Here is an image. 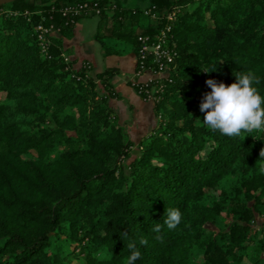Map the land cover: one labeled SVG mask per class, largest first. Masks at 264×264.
I'll return each mask as SVG.
<instances>
[{
  "label": "trees",
  "instance_id": "obj_1",
  "mask_svg": "<svg viewBox=\"0 0 264 264\" xmlns=\"http://www.w3.org/2000/svg\"><path fill=\"white\" fill-rule=\"evenodd\" d=\"M128 1L0 7V264H125L130 242L135 264H264V134L224 136L200 111L206 81L234 72H253L264 96V0ZM93 18L103 57L129 42L136 74L159 72L140 37L164 33L176 53L167 76L128 82L157 118L138 143L114 106L120 69L94 73L64 45ZM166 208L182 215L173 230Z\"/></svg>",
  "mask_w": 264,
  "mask_h": 264
},
{
  "label": "clouds",
  "instance_id": "obj_2",
  "mask_svg": "<svg viewBox=\"0 0 264 264\" xmlns=\"http://www.w3.org/2000/svg\"><path fill=\"white\" fill-rule=\"evenodd\" d=\"M203 72L209 73L207 69ZM233 75L236 82L231 85L217 83L212 79L206 81L211 91L204 95L200 104V111L205 114L203 124L210 130L230 138H245L252 133L264 134V96L254 87L260 83L259 78L251 71L234 72ZM260 157L264 158V149L260 151ZM257 165H260V172L264 173V159ZM165 216L164 225L169 230L177 228L181 223L182 215L179 209L166 208ZM162 227L157 223L151 231L160 233ZM126 237L127 233H123L122 238ZM156 239L162 240V237L157 235ZM140 244L146 246L147 239L142 238ZM126 247L130 250V255L125 264H135L141 258L140 251L135 242L128 243Z\"/></svg>",
  "mask_w": 264,
  "mask_h": 264
},
{
  "label": "crops",
  "instance_id": "obj_3",
  "mask_svg": "<svg viewBox=\"0 0 264 264\" xmlns=\"http://www.w3.org/2000/svg\"><path fill=\"white\" fill-rule=\"evenodd\" d=\"M79 23L77 24L74 30V36L71 39H64V45L66 48L71 50V57L74 59L88 60L92 63L93 69L97 72H102L106 68L114 67L118 68L121 71V76H118L114 79V83L118 92L121 94L122 98L114 102L115 109L118 115L121 116L119 109L123 102L138 103L140 104L143 100L139 97L136 91L128 85V82L131 80H137L140 82L146 81L148 73L143 74L140 77H137L136 66L137 61L133 54H130L126 57L119 56H109L107 58L103 57V51L101 45L95 41L94 36L96 33L91 34L88 40L83 38L82 35L77 36L76 32L78 30ZM85 41L88 44V49L83 48ZM95 42V43H94ZM91 43V44H90ZM99 44V45H95ZM99 46V47H98ZM98 53V55H97ZM101 54V55H100Z\"/></svg>",
  "mask_w": 264,
  "mask_h": 264
},
{
  "label": "rangeland",
  "instance_id": "obj_4",
  "mask_svg": "<svg viewBox=\"0 0 264 264\" xmlns=\"http://www.w3.org/2000/svg\"><path fill=\"white\" fill-rule=\"evenodd\" d=\"M143 3H144V0H129L128 1L129 6L141 5L144 7L145 4ZM78 26L79 27L76 32V35L77 36L82 35L83 38L88 40L89 36H91V34L93 33L95 34L98 30V18L83 19L79 23ZM105 40L108 41L112 46H114L116 43L115 40H112V39L110 40L109 38ZM95 45H99V44H95ZM87 47H88V44L85 41V43L83 44V48L88 49ZM115 47L117 49L124 51V54L119 57H126V56H129L131 53V44L129 42H126V41L119 42L118 45ZM113 56H118V55H113ZM80 61L81 59H79V63ZM93 72L96 73L97 71L94 69ZM167 75H168V72L162 75L156 76V77H163ZM119 76H121V74ZM156 77L149 74V76H147L146 81H151L155 79ZM4 98H5V94H0V99H4ZM119 111L122 116L120 118V116L118 115L121 125L125 126L127 132L131 136V139L135 141L136 143H138L141 139H143L146 135H148L151 132V130H153L156 127L157 118L154 114L153 105L151 103H146L145 101L141 102L140 104L138 103L129 104L127 102H123L121 104V108L119 109Z\"/></svg>",
  "mask_w": 264,
  "mask_h": 264
},
{
  "label": "built area",
  "instance_id": "obj_5",
  "mask_svg": "<svg viewBox=\"0 0 264 264\" xmlns=\"http://www.w3.org/2000/svg\"><path fill=\"white\" fill-rule=\"evenodd\" d=\"M87 8V5H83L78 7L75 12L79 13L80 11ZM169 30V29H168ZM40 31V40L43 42L44 51H46V38L45 34L50 32V29H45L42 26L39 27ZM139 41L142 43V48L140 50L141 58L144 60L148 57V55L152 56V63L158 68V76L168 72L169 65L174 62L176 53L172 51L170 47L167 45V41L165 39V34L159 38V41L156 43H150L149 37H140ZM144 69V66H142ZM147 72H144L145 74ZM143 74H137V77L142 76ZM154 77L156 75L153 74ZM152 81V80H151ZM149 81V82H151Z\"/></svg>",
  "mask_w": 264,
  "mask_h": 264
},
{
  "label": "water",
  "instance_id": "obj_6",
  "mask_svg": "<svg viewBox=\"0 0 264 264\" xmlns=\"http://www.w3.org/2000/svg\"><path fill=\"white\" fill-rule=\"evenodd\" d=\"M15 1H18V0H0V7L3 5L14 3Z\"/></svg>",
  "mask_w": 264,
  "mask_h": 264
}]
</instances>
